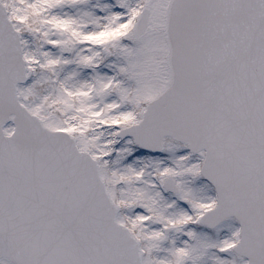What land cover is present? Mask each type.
I'll list each match as a JSON object with an SVG mask.
<instances>
[{"label": "snow or ice", "instance_id": "snow-or-ice-1", "mask_svg": "<svg viewBox=\"0 0 264 264\" xmlns=\"http://www.w3.org/2000/svg\"><path fill=\"white\" fill-rule=\"evenodd\" d=\"M0 264H264V0H0Z\"/></svg>", "mask_w": 264, "mask_h": 264}]
</instances>
